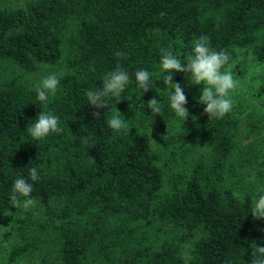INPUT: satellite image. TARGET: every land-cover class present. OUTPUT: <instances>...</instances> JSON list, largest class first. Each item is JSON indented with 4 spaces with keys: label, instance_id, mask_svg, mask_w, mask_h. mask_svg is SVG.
Here are the masks:
<instances>
[{
    "label": "trees",
    "instance_id": "obj_1",
    "mask_svg": "<svg viewBox=\"0 0 264 264\" xmlns=\"http://www.w3.org/2000/svg\"><path fill=\"white\" fill-rule=\"evenodd\" d=\"M201 36L229 55L222 71L233 76L245 73L247 58L264 64V0H0L5 264H250L253 243L264 239V222L250 215L264 187V131L243 143L242 103L209 119L198 103L203 86L173 73L187 97L183 122L160 70L161 48L185 63ZM117 65L130 77L120 97L88 105L86 92ZM138 69L151 74L142 95ZM52 73L59 84L45 106L34 88ZM257 79L255 100L264 96ZM153 97L160 115L147 108ZM116 110L127 123L120 131L108 126ZM42 111L63 131L33 140L26 128ZM21 177L33 185L26 211L9 203Z\"/></svg>",
    "mask_w": 264,
    "mask_h": 264
},
{
    "label": "clouds",
    "instance_id": "obj_2",
    "mask_svg": "<svg viewBox=\"0 0 264 264\" xmlns=\"http://www.w3.org/2000/svg\"><path fill=\"white\" fill-rule=\"evenodd\" d=\"M160 51V70L162 73H167L163 76V83L171 85L168 89V104L174 114L183 122L189 117L188 109L185 107L187 97L181 85L172 82L173 73H183L187 80H191V85L203 86L198 103L205 106L203 112L209 119H221L232 110L234 104L232 95L240 86V82L233 77L230 71H222L229 61V55L225 51L212 49L207 36H201L193 42L192 52L187 56L185 63H182L178 56L173 54L171 48H161ZM115 55L123 58L125 53L116 51ZM254 72L264 74V65H257ZM133 75L137 87L140 89V95L152 88L151 74L147 70L138 69ZM129 81L128 71L117 65L102 80V87H95V90L86 92L88 105L96 109L108 107L104 98L110 95L119 98ZM58 84L59 79L55 73L44 77L35 85L36 99L46 106L49 103V96L55 95ZM119 101L117 99L116 103ZM147 108L155 115H160L162 110L161 103L155 97L148 100ZM92 115L93 118H98L99 113L93 112ZM108 126L115 131H120L127 127V123L116 110L115 115L108 121ZM26 131L33 140H42L52 133L62 132L63 129L60 127V120L56 115L42 111L37 115L35 122L27 126ZM73 139L75 140L77 137L73 136ZM88 139L87 136L80 138L85 143ZM38 178V168L29 169V179L36 181ZM32 191L33 185L29 180L22 177L15 179L9 203L16 209L28 210L35 203L31 197ZM250 215L253 220L264 222V187L260 189L258 196L253 197ZM253 244L255 251L251 253L250 264H264V246H260L264 245V239H261L258 244Z\"/></svg>",
    "mask_w": 264,
    "mask_h": 264
},
{
    "label": "rangeland",
    "instance_id": "obj_3",
    "mask_svg": "<svg viewBox=\"0 0 264 264\" xmlns=\"http://www.w3.org/2000/svg\"><path fill=\"white\" fill-rule=\"evenodd\" d=\"M248 64L245 73L242 76H233L240 82V86L235 90L232 95V99L239 100L241 104L240 117L244 130L241 133V140L243 143L247 141L256 142L260 133H263L264 129V96L255 100V97L251 95L256 90L257 78L264 79V74H257L254 72V68L257 64L252 65L250 59H246ZM234 100V101H235ZM11 241L9 223L7 220H3L0 223V264H5L3 261L4 250L8 247ZM15 264H26L25 261H21Z\"/></svg>",
    "mask_w": 264,
    "mask_h": 264
}]
</instances>
